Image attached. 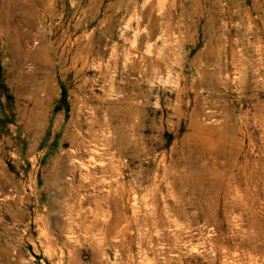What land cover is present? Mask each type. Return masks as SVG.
<instances>
[{"label":"rangeland","instance_id":"rangeland-1","mask_svg":"<svg viewBox=\"0 0 264 264\" xmlns=\"http://www.w3.org/2000/svg\"><path fill=\"white\" fill-rule=\"evenodd\" d=\"M0 264H264V0H0Z\"/></svg>","mask_w":264,"mask_h":264}]
</instances>
